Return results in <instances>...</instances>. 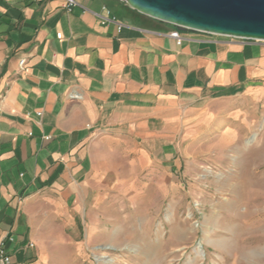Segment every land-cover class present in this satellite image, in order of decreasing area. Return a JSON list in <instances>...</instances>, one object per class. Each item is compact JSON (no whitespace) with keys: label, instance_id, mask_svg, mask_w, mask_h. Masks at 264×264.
<instances>
[{"label":"crops","instance_id":"0c3cea01","mask_svg":"<svg viewBox=\"0 0 264 264\" xmlns=\"http://www.w3.org/2000/svg\"><path fill=\"white\" fill-rule=\"evenodd\" d=\"M75 1L0 0V243L12 264L90 244L141 191L165 192L206 133L226 127L236 147L259 118L264 148V41L179 30L177 44L173 25L122 0ZM103 5L124 26L101 23Z\"/></svg>","mask_w":264,"mask_h":264},{"label":"rangeland","instance_id":"374dc122","mask_svg":"<svg viewBox=\"0 0 264 264\" xmlns=\"http://www.w3.org/2000/svg\"><path fill=\"white\" fill-rule=\"evenodd\" d=\"M258 120L252 134L240 127L236 147L227 143L226 127L204 134L165 192L141 191L136 212H125L122 221L118 215L90 244L61 247L42 264H264Z\"/></svg>","mask_w":264,"mask_h":264},{"label":"water","instance_id":"95a60500","mask_svg":"<svg viewBox=\"0 0 264 264\" xmlns=\"http://www.w3.org/2000/svg\"><path fill=\"white\" fill-rule=\"evenodd\" d=\"M137 12L173 25L264 41V0H122Z\"/></svg>","mask_w":264,"mask_h":264},{"label":"built area","instance_id":"2783aa9c","mask_svg":"<svg viewBox=\"0 0 264 264\" xmlns=\"http://www.w3.org/2000/svg\"><path fill=\"white\" fill-rule=\"evenodd\" d=\"M31 1L39 2L42 0H31ZM75 5H77V2L75 0H65V6H66L68 11H70L72 9V7H74ZM102 11L103 12L101 14H97L101 23H112V24L116 25L117 29H120L122 26H124V24L121 21H119L113 14H111L110 9L108 7H106L105 5L102 6ZM186 30L187 31H195V30H190V29H186ZM195 32L207 33V32H202V31H195ZM168 35L171 38H173L177 44H180L184 40L187 39L186 37L182 36L180 34V31L177 30L176 28H173L171 31H169ZM57 36L60 37V34L58 33ZM23 64H24V59H20L19 66L22 67ZM40 114L41 113H37V115H40ZM0 264H12L11 260H10L9 253L7 252V250L5 249V247L2 243H0Z\"/></svg>","mask_w":264,"mask_h":264}]
</instances>
